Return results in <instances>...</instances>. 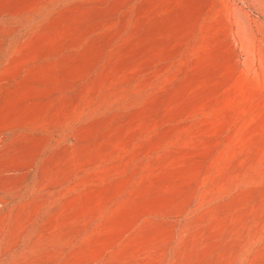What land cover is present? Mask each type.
Segmentation results:
<instances>
[{
  "label": "rangeland",
  "instance_id": "obj_1",
  "mask_svg": "<svg viewBox=\"0 0 264 264\" xmlns=\"http://www.w3.org/2000/svg\"><path fill=\"white\" fill-rule=\"evenodd\" d=\"M0 141L53 264H264V0H0Z\"/></svg>",
  "mask_w": 264,
  "mask_h": 264
},
{
  "label": "bare ground",
  "instance_id": "obj_2",
  "mask_svg": "<svg viewBox=\"0 0 264 264\" xmlns=\"http://www.w3.org/2000/svg\"><path fill=\"white\" fill-rule=\"evenodd\" d=\"M21 197L0 189V264H53L49 244L38 239L33 212L27 224L21 217L17 208Z\"/></svg>",
  "mask_w": 264,
  "mask_h": 264
}]
</instances>
